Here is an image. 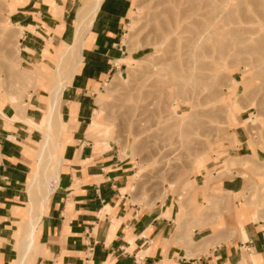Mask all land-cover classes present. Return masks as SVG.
<instances>
[{"label": "crops", "instance_id": "0c3cea01", "mask_svg": "<svg viewBox=\"0 0 264 264\" xmlns=\"http://www.w3.org/2000/svg\"><path fill=\"white\" fill-rule=\"evenodd\" d=\"M130 3H9L7 21L19 33L22 62L52 73L70 44L78 61L60 93L65 127L58 177L35 226L29 264H264V145L248 138L243 124L233 130L236 144L226 160L235 167H205L193 196L167 195L152 205L134 202L124 190H131V162L85 137L95 93L131 60L121 44ZM46 99L47 92L26 101L23 113L32 125H41L34 114ZM0 112V264H10L35 161L27 148L40 136L14 119L9 100L0 98Z\"/></svg>", "mask_w": 264, "mask_h": 264}, {"label": "rangeland", "instance_id": "374dc122", "mask_svg": "<svg viewBox=\"0 0 264 264\" xmlns=\"http://www.w3.org/2000/svg\"><path fill=\"white\" fill-rule=\"evenodd\" d=\"M11 1L0 0V98L9 100L17 112H24L28 105L26 101L31 100V96L44 95L47 92L48 99L50 88L57 82H64L68 69H64V64L58 66L59 60L52 73L42 70L40 65L22 62L17 45L19 33L7 21ZM172 1L130 0L131 7L121 44L131 60H126L121 73L108 78L95 93L92 99L94 109L85 129V137L92 141L93 147L102 151V146L109 143L113 151L131 162V172L134 174L130 183L131 190L129 185L124 190L134 202L143 205L162 201L167 195L183 201L184 198L193 196L196 183L199 182L196 175L200 174V170L210 165L215 168L219 163L225 170L235 167L233 161L226 160L229 151L236 144L233 130L237 124H243L248 138L259 140L264 145V0H197L202 4V15L212 11L207 6L210 2L215 4L210 9L220 11L218 15L213 13L215 11L211 12L215 14V17L212 16L213 19L216 18V27L218 25L220 30L223 28L222 30L228 32L233 29L240 34L238 42L243 50L241 55L237 57L234 52L236 43L237 48L240 47L238 42H232L234 44L229 45L230 50L222 54L217 53L219 47L216 51L215 45L213 48L207 46V51L214 50L208 52L212 56L209 57L203 50L208 57L200 59L202 64L210 67L206 65L205 68L209 70L203 68L200 72L204 75L212 73L214 78V70H210L215 68L214 85L209 87V79L201 82L195 106L191 107L187 103V96H176L179 100L174 99L177 102L174 104L177 115L170 116L172 106L168 105L169 100L160 105L155 101L141 108L144 104L141 105L142 102L138 99L141 96H138L143 91L152 89L149 82L155 77L154 74H145L147 67L144 70V66L153 68L147 64H159L161 59L156 58H162L161 52L155 54L154 51L157 52L160 47L165 46L159 41L154 46L151 45L156 37V28H161L154 27L169 20L170 8L175 11L189 9L188 3L183 2L179 7H173ZM230 12L234 15L231 14L233 19L227 18L224 21L226 13ZM182 20L184 27L188 26L189 12ZM246 37L250 40L245 44ZM210 43L213 45L211 41ZM243 45L246 49H243ZM177 47L178 52L175 54H181L188 59V51L191 49L188 40H182ZM261 71L263 74H260ZM151 98L155 99L150 95L144 102H152ZM45 110L46 108L40 109V112L35 111L34 116L38 115L41 123L34 124L37 128L44 124ZM93 121L107 126L106 134L99 137L91 135L90 126ZM40 134L38 132V137ZM59 141L61 153L63 143L60 139ZM38 148L39 144L34 148H27L34 154V163L37 162ZM45 157L47 156L43 158ZM245 166L249 169L247 163ZM31 173L32 177L38 171L32 170ZM27 186L29 185H26L25 192L29 196ZM20 217V220L27 218L25 207ZM23 234L24 227L20 225L17 238L12 244L15 258L10 264H16L18 254L25 255V264L33 260L35 244L29 248L18 245Z\"/></svg>", "mask_w": 264, "mask_h": 264}, {"label": "bare ground", "instance_id": "6f19581e", "mask_svg": "<svg viewBox=\"0 0 264 264\" xmlns=\"http://www.w3.org/2000/svg\"><path fill=\"white\" fill-rule=\"evenodd\" d=\"M183 2L189 4V9H188L189 11L188 10L175 11L174 8H170L169 11H170L171 16H170L169 20L167 22H162L158 26L154 27V28H156V27H161V28H160V30H159V28H156V34H155L156 37L153 38V42H151L152 43L151 45L154 46L156 44V42L159 41L160 43L165 44V46H163V48L160 47V49L157 50V52L154 51L155 54L158 52H161L162 58H156V59H161V62L159 64H154V63L147 64V65H151V67H153V68H148V66H144V70L147 67V69L145 70V74H148V75L154 74L155 75V77L153 79H151L149 82V86L152 89L147 90V91H143L142 95L138 96V97L141 96L140 98H138L139 102H142L141 105L144 104V106H142L141 108H144L148 104L154 103L155 101H156V103L158 102V104L160 105V104H163L166 100L167 101L169 100V104L168 103H165V104L172 106V107H170V111H171L170 116H171V114L177 115V113L175 111L176 107L174 105L177 103L176 101H174V99L178 98V97L175 98L176 96H187V99H186L187 103H190L191 107H193L197 104L196 96L198 94L199 86H200L201 82L204 79H206V80L209 79L210 80L208 82L209 87H212L214 85L213 79L215 78V72H216L215 68L210 70V71L214 70L213 71L214 72V75H213L214 78L211 76L212 73L210 75L207 73H206V75H204V74H202V72H200L204 69L209 70V68H205L207 64L206 65L202 64V62H201L202 60L200 59V58L205 59L206 57H208V56H205V54L207 53V55H209L211 53H208V52H212V50H213V49L212 50L210 49V51H207L208 48L206 49V47L207 46L212 47L215 45L216 51H217V47H219L217 53H219V54L225 53L226 50H230V46L232 44H234L232 42H238L239 41L238 36L240 35V34H238V32L236 33L235 30H233V29H230L231 32L229 31L230 32L229 33L227 30L224 31L225 29L222 30L223 26L222 27L219 26L222 28L221 29L222 31L218 28V25L216 27V25H215L216 22L214 21V19H216V18L213 19V16L215 15L213 13H216V15H218V14H220L219 13L220 11L217 12L218 10L210 9L215 5L214 3H213L214 5H213L212 2L209 1L210 3L207 4V6L209 7V10H212V11L204 12V14L202 15L201 14L202 4L199 3L197 0H173L171 2V4L173 5V7H179ZM98 5H99V2L97 4L96 8L98 7ZM215 8H216V6H215ZM95 11L96 10H94V12ZM213 11H215V12H213ZM187 12H189L190 22H189L188 26L184 27V21L182 20V18H184L185 14ZM211 12H213V13H211ZM231 14L233 15V13H231V12L226 13L225 18H223V17H221V18H223L224 21H226L227 18H229V20L233 19ZM202 17H203V19H202ZM91 18H93V16H91ZM241 19H242V17H241ZM89 25H90V23H89ZM86 29H84V30H86ZM158 31H160V33H157ZM76 33H77V31H76ZM241 33H242V31H241ZM155 38H156V40H155ZM249 38H250V36H249ZM240 39L244 40L241 37H240ZM248 39L246 37L245 44H246V41H248ZM182 40H184V41L188 40V43L191 45V49L188 51V57H189L188 59L183 58V55H181V54H178V55L175 54V52H178L177 44L179 42H181ZM210 41L213 43V45L210 43ZM209 43L211 45H209ZM238 43H239L238 45H240V42H238ZM216 44L218 46H216ZM70 45H68L67 49L60 55V58L58 61V66L61 67L64 64V66H63L64 69H66V70L68 69L67 74L65 75L66 79L64 80V82H57V84L54 85L53 87H51L49 90L48 99H47V107H45L46 108V110H45L46 119L44 121V124L41 127H39L40 129L37 128L36 126L32 125L31 122L29 121V115H25L23 112H19V111L16 113V117L14 118V119H17V120L24 122L30 128H33V129L37 130L38 132H41L39 148L36 150L38 152V158H37V162L34 163L33 168H32L33 171L37 170L38 173L37 174L34 173V175H32L31 178L29 177L30 181L27 183V185H29V186H27V190H28V194H30V195L27 196V201H26V205H25V211L27 212V218L21 219V221H22L21 226L24 227V234L22 235V238H21L20 242L18 243L19 247L26 245V247L29 248L35 244V242H34L35 226L37 224V221L39 220V216H40L43 204H44L47 196L49 195V193L52 192L54 185L56 184L55 181H56V176H57V169L59 170L58 166H59L60 160H61L60 153H59V148H60L61 144H60V141L58 139V135L63 131V129L65 127V123H63V121L61 120V115L59 112L58 103H59L61 90L64 87V85L68 82V80H69V78H70V76H71V74H72V72H73V70H74V68L78 62L76 60L77 59L76 46L75 45L70 46ZM228 46H229V49H227ZM200 47H201V49H200ZM244 48H245V46L243 45V49ZM219 49L221 50V52ZM235 49H236V51H234V52L238 57V55H241V53L243 51L242 47L240 45V47L237 48V43H236ZM237 49H238V51H237ZM203 50H204V52H206L205 54H204ZM232 50H233V47H232ZM211 56L212 55H209V57H211ZM79 57H80V55H79ZM206 63H208V62H206ZM208 66L210 67V65H207V67ZM54 74H56V73H54ZM260 74H263V72L261 71ZM207 75H209V76H207ZM231 85L232 84H230V86ZM67 86H68V84H67ZM230 86H228V87H230ZM231 87H233V86H231ZM150 95L154 96L155 99L151 98L152 102H150L151 100L149 102H144V101H146L145 98L149 97ZM181 101H183V100H181ZM122 114H124V116H125V113H122ZM107 118H108V116L106 117V121H107ZM185 120H184V122H185ZM181 122H183V120ZM180 124L182 125V123H180ZM181 125H180V127H181ZM90 128H91L90 133L93 136L96 135L99 137L101 135L106 134V132H107V126L102 125L96 121H93L91 123ZM109 131H108V133H109ZM186 137H187V135H186ZM32 148H34V146H32ZM110 148H111V145L109 143H106L102 146V151L110 149ZM44 156H47V157H45V159H44L43 158ZM193 166H194V164H193ZM17 256H18V258H17L16 264H25L24 263L25 255L24 254L23 255L18 254ZM26 259H27V257H26Z\"/></svg>", "mask_w": 264, "mask_h": 264}]
</instances>
